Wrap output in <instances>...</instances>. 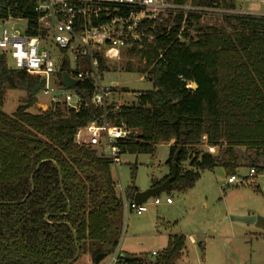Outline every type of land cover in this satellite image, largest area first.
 Returning <instances> with one entry per match:
<instances>
[{"label":"trees","instance_id":"trees-1","mask_svg":"<svg viewBox=\"0 0 264 264\" xmlns=\"http://www.w3.org/2000/svg\"><path fill=\"white\" fill-rule=\"evenodd\" d=\"M169 1L236 10L235 0ZM33 6L0 0V19L10 9L36 25ZM203 16H176L167 33L158 24L154 42L136 52L146 66L125 67L146 75L152 90L132 105L109 108L112 124L136 132L122 154L154 158L157 147L173 142L170 173L152 185L163 184L177 166L168 192H186L202 172L218 167L228 178L243 167L264 175V16L235 15L222 18L224 26H200ZM7 60L0 55V264H77L85 258L97 264L98 255L109 257L118 248L125 218L110 160L75 143L77 132L102 115L90 104L93 87L75 86L88 102L78 113L53 104L33 114L44 82ZM193 83L197 89L189 87ZM10 92L25 94L13 115L2 109ZM138 192L135 186L125 191L129 200ZM185 249V236L173 235L152 259L120 253L117 264H177Z\"/></svg>","mask_w":264,"mask_h":264},{"label":"built area","instance_id":"built-area-1","mask_svg":"<svg viewBox=\"0 0 264 264\" xmlns=\"http://www.w3.org/2000/svg\"><path fill=\"white\" fill-rule=\"evenodd\" d=\"M15 1L32 2L38 18L36 25H32L35 21L31 23L29 19L14 16L8 9L7 17L0 19V55L12 59L15 64L13 69L40 77L44 82L41 94L49 99L50 105L60 104L71 111L80 112L87 108L88 102L83 97L85 91L75 89V86L79 83L91 84L90 104L102 115L98 121L77 132L75 143L97 150L99 156L110 160L115 169L121 164L122 144L135 137L136 132L109 121L110 102L114 89L118 88L116 83L109 82L110 73L126 71L128 62L144 68L146 59L140 60L136 52L146 51L154 42L158 24L163 25L166 33L169 32V21L176 16L187 18L191 14H204L224 18L248 15L230 9H202L190 3L176 5L169 0ZM258 1L264 4V0ZM20 24L25 25L23 30L17 29ZM123 62V67H115V64ZM62 68L75 81L70 89L63 82ZM189 87L193 88L192 84ZM142 94L135 93V98ZM208 150L215 153L213 147ZM255 177V171L250 170L246 178H228L227 185H245L246 180ZM118 189L124 218L130 212L138 215L147 212L146 203L129 200L121 185ZM166 203L172 204V200L167 199ZM154 204L158 206L161 201L156 198ZM120 244L106 258L105 264H117Z\"/></svg>","mask_w":264,"mask_h":264},{"label":"rangeland","instance_id":"rangeland-1","mask_svg":"<svg viewBox=\"0 0 264 264\" xmlns=\"http://www.w3.org/2000/svg\"><path fill=\"white\" fill-rule=\"evenodd\" d=\"M236 11L252 16H264V4L258 0H235ZM224 26L218 15H205L200 26ZM24 24L17 25L23 30ZM8 66L14 68L12 59ZM125 63L115 64L123 67ZM109 82L116 83L113 91L116 107L132 105L135 93L152 90V84L140 72L112 71ZM126 89L128 93L123 92ZM25 94L10 92L2 109L13 115ZM49 99L40 95L33 114L46 111ZM170 145L157 147L156 156L122 154L118 169L111 166V174L119 192L135 186L141 192L152 187L170 173L166 166ZM135 170L136 177L132 178ZM250 168H241L236 177H248ZM228 177L221 167L201 173L193 188L186 192L166 191L146 202L147 212L138 215L130 212L124 219V232L120 244L121 254H131L152 259V254L162 253L169 236L183 235L186 249L177 264H264V175L248 179L245 185H227ZM259 189V191L257 190ZM161 204L156 206L155 199ZM171 199L172 204L166 200ZM232 217L252 218L250 224L233 221ZM106 259L99 264H105ZM77 264H83L79 261Z\"/></svg>","mask_w":264,"mask_h":264},{"label":"water","instance_id":"water-1","mask_svg":"<svg viewBox=\"0 0 264 264\" xmlns=\"http://www.w3.org/2000/svg\"><path fill=\"white\" fill-rule=\"evenodd\" d=\"M62 71H63V74H62L63 82H64L65 86L68 89L72 88L75 85V81H73L69 78L65 68H62ZM192 87L194 89H197V84L193 83ZM176 178H177V166H174L172 169V175L163 184H161L157 187H151L150 189L143 191V192H141V191L138 192L133 199L134 202L138 203V204H145L150 198H155V197L159 196L161 193L168 191L171 188L172 183ZM32 180H33V178H32ZM32 185H33V181H32ZM33 189H34V187H32L31 192L33 191ZM231 220L239 221V222H243V223H247V224H250L251 221H253V219L249 218V217H232ZM72 232L74 235L76 246L78 248L77 237H76L75 231L73 229H72ZM79 256H80V251L78 249L77 255L73 261L75 262L76 260H78ZM106 258H107V255H105V254L98 255L96 257V263L99 264L100 262H102Z\"/></svg>","mask_w":264,"mask_h":264},{"label":"crops","instance_id":"crops-1","mask_svg":"<svg viewBox=\"0 0 264 264\" xmlns=\"http://www.w3.org/2000/svg\"><path fill=\"white\" fill-rule=\"evenodd\" d=\"M111 104L112 103H115V101L113 100V97H112V99H111V102H110ZM173 144V142L171 143V144H169L170 146ZM155 253V252H154ZM83 261V264H90V262L85 258V259H83L82 260Z\"/></svg>","mask_w":264,"mask_h":264}]
</instances>
